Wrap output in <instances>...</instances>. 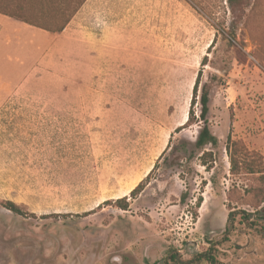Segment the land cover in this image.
<instances>
[{
  "label": "rangeland",
  "instance_id": "rangeland-1",
  "mask_svg": "<svg viewBox=\"0 0 264 264\" xmlns=\"http://www.w3.org/2000/svg\"><path fill=\"white\" fill-rule=\"evenodd\" d=\"M80 1L0 11L57 33ZM68 25L0 116V264H264V0H86ZM200 71L201 150L202 123L174 133Z\"/></svg>",
  "mask_w": 264,
  "mask_h": 264
},
{
  "label": "crops",
  "instance_id": "crops-1",
  "mask_svg": "<svg viewBox=\"0 0 264 264\" xmlns=\"http://www.w3.org/2000/svg\"><path fill=\"white\" fill-rule=\"evenodd\" d=\"M67 27L62 33H52L0 11V116L14 90L26 81L31 69L46 63L48 54L55 50L58 38ZM28 66L31 69L11 86L12 74L19 67Z\"/></svg>",
  "mask_w": 264,
  "mask_h": 264
},
{
  "label": "trees",
  "instance_id": "trees-1",
  "mask_svg": "<svg viewBox=\"0 0 264 264\" xmlns=\"http://www.w3.org/2000/svg\"><path fill=\"white\" fill-rule=\"evenodd\" d=\"M72 1H74V0H72ZM85 1L86 0H81L80 2H78L77 5L75 6V8H73L72 11L70 12L69 17L65 20L63 26L60 27L59 30L54 31V32L61 33L66 28V26L70 23V21L75 16V14L78 12L80 7L85 3ZM241 1L242 0H227V4L230 6L231 10H235L238 7V5H240ZM209 12H210V14L213 15V10H211V8L209 9ZM46 30H48V29H46ZM48 31H50V30H48ZM214 43L215 42H213V44ZM213 44H212V46H213ZM203 66H206V64H204ZM201 78H202V71H200L198 73V77H197V80H196V83H195V86L193 89L192 105H191V110H190V115H189V116H191V118L189 117L188 122L184 126L177 128L174 132V133H180L186 127L202 123L203 125L200 126L198 138L196 141V148L199 150L204 149L206 146H212L213 148H216L218 146V138L211 132L210 127L208 125L207 117L209 114V102H210L209 94L210 93H209V90L206 89V86H204L203 91H202V95L200 97V105H201L200 115L195 116V112L193 111L195 101L197 99V92H198V88L200 85ZM229 142H231L230 136H229ZM212 157H213L212 152H203V154L200 158L202 166L205 167L206 171H211L213 169ZM230 158H231L230 159L231 171L233 173H235L238 169V164L235 161L234 157L231 156ZM148 178H149V176H148ZM146 182H147V180L141 182L131 192V197H137L138 195H140L148 183V182L147 183ZM115 203L117 205H121L120 207L123 210H126V208H128L127 198L117 200ZM202 203H203V198L201 196L198 200V204H197L198 208L201 207ZM2 205L5 209H7L8 211L12 212L15 215L25 216V213L22 210L21 206L17 205L14 202L7 201V202H4ZM174 258L175 257L172 256V259H174ZM208 260L211 261L212 258H209Z\"/></svg>",
  "mask_w": 264,
  "mask_h": 264
}]
</instances>
